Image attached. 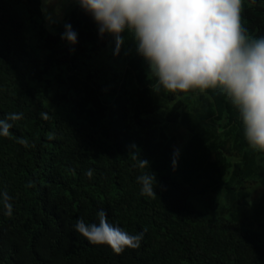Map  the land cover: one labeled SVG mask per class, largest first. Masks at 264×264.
I'll return each instance as SVG.
<instances>
[{
	"label": "trees",
	"instance_id": "16d2710c",
	"mask_svg": "<svg viewBox=\"0 0 264 264\" xmlns=\"http://www.w3.org/2000/svg\"><path fill=\"white\" fill-rule=\"evenodd\" d=\"M241 15L264 35V0H242ZM45 23L41 0H0V119L23 113L0 137V191L13 204L11 217L0 208V264H264V151L249 148L227 97L155 91L127 33L116 53L77 2ZM147 171L152 198L136 182ZM101 209L129 234L147 228L140 247L116 255L74 230Z\"/></svg>",
	"mask_w": 264,
	"mask_h": 264
},
{
	"label": "clouds",
	"instance_id": "9594fccd",
	"mask_svg": "<svg viewBox=\"0 0 264 264\" xmlns=\"http://www.w3.org/2000/svg\"><path fill=\"white\" fill-rule=\"evenodd\" d=\"M89 13L102 37L115 40L116 53L127 33L136 52L148 64L154 77V90L186 93L211 90L226 96L238 112L243 136L253 151H264V35L253 36L242 25V0H76ZM61 39L76 44L78 34L65 24ZM44 120L47 113H41ZM23 113H9L0 119V137L11 136L13 123ZM52 139V136H49ZM16 142L34 148L27 137ZM141 169L148 161L138 159ZM174 157L178 152L174 151ZM175 164V159L173 161ZM92 179L93 170L85 173ZM140 195L155 197V177L149 171L138 175ZM31 186V182H29ZM12 197L0 191V208L5 216L13 214ZM98 223L78 218L73 227L93 245H106L116 255L140 247L147 228L129 234L108 221L107 213L97 212Z\"/></svg>",
	"mask_w": 264,
	"mask_h": 264
},
{
	"label": "rangeland",
	"instance_id": "374dc122",
	"mask_svg": "<svg viewBox=\"0 0 264 264\" xmlns=\"http://www.w3.org/2000/svg\"><path fill=\"white\" fill-rule=\"evenodd\" d=\"M75 2L76 0H41V7L46 21L45 24L48 25L49 24L48 22H51L52 20H58V21L63 20V17L66 15L68 8H70ZM98 62L107 63L108 61L106 57H100L98 59ZM112 65L117 69H120L122 66L119 60L112 62ZM61 103L67 104L66 101H61ZM66 113H70L68 105L65 110L64 109L59 110L60 115H64ZM258 195H259V191H257L254 194V196H251L249 198V201L253 198L258 197Z\"/></svg>",
	"mask_w": 264,
	"mask_h": 264
}]
</instances>
